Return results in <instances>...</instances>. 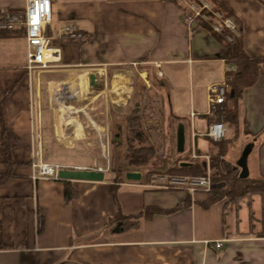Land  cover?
<instances>
[{
  "label": "crops",
  "instance_id": "1",
  "mask_svg": "<svg viewBox=\"0 0 264 264\" xmlns=\"http://www.w3.org/2000/svg\"><path fill=\"white\" fill-rule=\"evenodd\" d=\"M220 1L238 18L249 57L264 58V0ZM26 3L0 0V11L21 12ZM53 9L58 27L51 24L48 35L61 51L59 72L71 71L63 81L55 82V94L67 97L68 87L75 99L86 95L88 80L83 82L85 89H80L77 76L71 81L73 73L92 74L126 65L131 69L116 70L113 76L112 89L117 90L129 80L131 83L135 72L148 78V69L157 70V79L168 91V104L173 106L174 96L181 104L176 112L171 108L180 119L176 133L181 125L185 132L188 124L189 146L209 151L212 139L204 134L212 123L207 87L211 83L226 87V72L233 66L226 59V44L212 30L197 20L187 22L184 3L53 0ZM69 21L80 25L81 38L58 37ZM0 31H13L0 36V174L12 173L0 178V264H23V259L27 264L31 256L33 264H264V194H248L230 203L223 199L205 207L201 203L207 198L204 193L151 188L142 179L126 178L128 172H124L125 180L106 179L108 170L100 181L34 179V145L42 141L43 153H49L42 101L37 99L40 87L26 67L25 27ZM186 87L191 94L187 116L182 112ZM78 92L80 96L74 94ZM200 96L205 99V109ZM65 97L59 99L63 105ZM66 108L71 113L74 110L70 105ZM239 115L237 136L226 122L223 140L232 141L229 136L233 133L237 148L242 147L234 162L251 177L264 178V63L258 81L244 89ZM3 125L12 143L11 166L3 147ZM193 132L199 134L197 138L192 137ZM185 142L186 132V148ZM117 186L123 189L118 192ZM68 187L77 193L70 200L65 195ZM152 207L173 211L145 216L131 229H124L121 222L110 225L120 212L130 215Z\"/></svg>",
  "mask_w": 264,
  "mask_h": 264
},
{
  "label": "rangeland",
  "instance_id": "2",
  "mask_svg": "<svg viewBox=\"0 0 264 264\" xmlns=\"http://www.w3.org/2000/svg\"><path fill=\"white\" fill-rule=\"evenodd\" d=\"M52 26L56 29L58 27L54 20ZM55 35H57V31ZM56 39L57 37H55V40ZM159 66L160 65L157 67ZM61 68L62 67L59 63H56L55 65H52V68H49L48 71L33 72L34 81H36L35 85H39L40 87L39 97L37 99L40 98L42 101V118L46 124V143H48L49 153H47V155L44 153L43 157L47 162H60L61 164H68V166L85 163L90 165L101 164L106 167L109 172L105 173V178L111 179L112 176L115 180L120 178L125 180L124 172H128V170L137 171L141 174L146 170L145 166L136 167L129 163L131 155L130 146H150L154 148L156 154L154 155L155 158L153 159V162H156L157 164H167L165 162H171L177 159L184 160L185 158H188V156L192 158V153L195 152L198 156V158L195 159H201L207 163V173L209 174L210 172L213 173L214 169L216 170L219 167H223L228 160L233 165L236 164L234 161H236L242 147L239 146V148H237V145L234 142L236 137L233 136V133H230L229 136L232 138V141L227 144V154L222 157L219 155V145L214 142H209V151L204 153L198 151V147L194 144L190 145V147L189 126L186 124V148L183 153L178 151L176 128L180 119L172 112V110L176 112L178 106L181 104L179 103V100L175 99L174 95H172L174 96V107L172 106V103L168 104V91L162 88L163 85L159 82V79H157L160 78V72H157V70L146 69L148 78H143L140 76L139 72H135L132 82L130 83L129 80V84L126 87L117 90L112 89L113 76L116 70L129 68L126 65L112 67L105 71H93L92 74L95 75L96 86L91 85V74L79 72V76L82 75V79L88 80L87 90L85 91L86 95L84 96L82 94L80 100L75 99L69 95V88L67 87V89H65L66 91H64L68 96H60L61 98H66L64 100L66 106L70 105L74 109L71 113L69 112L70 108L67 109L65 105L61 104V100L57 98V95L54 92L55 82L63 81L67 75H71V71L59 72ZM139 70L144 69L139 68ZM82 79L79 80V86L80 89H85ZM144 84L146 85V91L140 93L139 89H141ZM59 88L61 90L62 87L59 86ZM119 88L121 87L119 86ZM184 94L185 97L182 98V100H184L182 104L185 105V109H183L182 112L187 116L189 115L191 105V94L187 87L185 88ZM199 100L205 109V99L200 96ZM147 105L150 107L149 109L147 108ZM221 108L222 107L219 106L216 110L214 109L212 115L216 116ZM68 114L76 117L77 121L66 120ZM130 115H138L141 117L142 131L146 135V140L138 141L132 139L133 134L128 127L129 121L127 120ZM215 121L216 120L212 122ZM217 121L224 122L223 116H221V120ZM119 126H122V128L119 129ZM229 128L235 133L234 128ZM80 132H83L82 135H80ZM118 132L121 135L120 139L115 137V134ZM70 133L76 134L73 136L69 135ZM197 134L198 133L193 132L192 137L197 138ZM53 144L56 146L55 148H53ZM119 171L123 173L120 178L118 177ZM163 175L186 176L175 173L168 174L157 172L151 176L150 180H143L142 183H145L151 188H158V185L163 183L160 181L159 177ZM117 189L118 192H120L123 188L117 186ZM170 189L177 188L172 187ZM180 190L186 189L180 188ZM211 191L207 192L201 190L195 194L204 193L208 198ZM225 199L228 201L227 198Z\"/></svg>",
  "mask_w": 264,
  "mask_h": 264
},
{
  "label": "trees",
  "instance_id": "3",
  "mask_svg": "<svg viewBox=\"0 0 264 264\" xmlns=\"http://www.w3.org/2000/svg\"><path fill=\"white\" fill-rule=\"evenodd\" d=\"M212 2L213 8L222 13L225 17H231L238 23V33L235 34L231 32L227 27L223 26L222 32H216L212 30V20L205 22L202 19H198L197 21L207 30H212L216 37L226 44L227 48V58L229 64L233 66V68L229 69L227 73V82H226V93L224 103L221 105V109L216 116L208 115L209 121L212 122L214 120H221V116H223L224 122H228L229 126L235 129V132H239L238 130V121H239V105L240 99L244 92V89L247 87L253 86L258 79L259 75L264 63V58L262 57H249L245 49V43L243 41L242 29L240 28V23L238 18L233 15L232 11H230L225 4L220 0H209ZM13 31L3 32L0 31V36H7L12 34ZM50 33V27L47 31ZM230 34L232 36L231 40L226 38V35ZM146 91V85L144 84L139 92L142 93ZM138 92V93H139ZM147 108L150 107L147 105ZM207 116V115H204ZM207 116V117H208ZM138 115L129 116L127 119L129 121L128 127L133 134L134 140L144 141L146 140V135L142 131V120ZM2 132V140L3 147L6 154V160L9 162L11 166L14 162L12 155L10 154V148L12 146L10 136L8 133L7 126L3 125ZM122 126H119L121 129ZM117 139H120V133L115 134ZM132 140V141H134ZM211 143H215L220 147V156H224L227 154L228 145L231 140H220V141H212ZM131 155L129 163L136 167L145 166L146 170L142 174V181L150 180L151 176L156 174L157 172L163 173H175L180 175H200L207 173V165L204 164V161L201 159L195 158H185L184 160L177 159L171 162H165L167 164H157L153 162L155 158V150L150 146H141V147H132ZM122 172H118V177L122 176ZM212 177V191L208 198L202 200L201 203L205 207H210L215 204L217 201L223 200L225 198L228 199L227 203L230 202H238L244 196L248 194H264V178L258 176L257 178L251 177L250 175H244L241 171L240 166L236 164H232L229 160L225 162L223 167H219L216 170L214 169L213 173H211ZM12 176V173L9 171L7 173L0 174L1 179H6ZM64 180V179H63ZM65 195L67 199H72L73 196L77 195V193L70 187L66 188ZM226 203V204H227ZM173 210H163L160 207H152L144 210L142 212L136 214L126 215L120 212L115 219L110 220V225H114L116 223L122 224L124 229H131L132 227H138L142 219L145 216H149L151 214H156L159 212L170 213ZM24 256V255H23ZM27 260V259H25ZM26 263V262H25ZM34 257L31 256V261L27 264H33ZM24 264V259H23Z\"/></svg>",
  "mask_w": 264,
  "mask_h": 264
},
{
  "label": "built area",
  "instance_id": "4",
  "mask_svg": "<svg viewBox=\"0 0 264 264\" xmlns=\"http://www.w3.org/2000/svg\"><path fill=\"white\" fill-rule=\"evenodd\" d=\"M185 4L188 13L185 15L189 24H192L198 19L205 22L211 21L212 30L221 33L223 26L227 27L231 32L238 33V24L231 17H225L218 10L213 8L212 2L209 0H179ZM53 0H27L24 11L13 12L8 9L0 11V29L1 30H15L24 26L26 29L25 39H27V64L26 67L30 72L48 71L52 65L61 61V51L59 48L53 46V37L48 35L47 31L53 20ZM60 38H76L82 37V30L80 25L75 21H69L62 26L58 32ZM228 40L232 39L230 34L226 35ZM207 102L208 115H212L213 110L224 103L226 87L225 84L211 83L207 87ZM195 113H192L194 115ZM226 125L222 121L212 122L208 126L205 133L210 139L215 141L223 140L226 137ZM194 146V145H193ZM195 147V146H194ZM32 167H34V179L48 178L51 180H60L59 171L61 169L75 168L82 170L85 168H92L96 170L106 171L105 167L98 168L88 166H68L60 162L49 163L44 160L43 143L39 146L34 145L32 151ZM108 158V157H107ZM192 158H198L195 152L192 153ZM167 177V178H166ZM160 181L163 183L158 185L160 188H185L191 194L198 191L205 190L210 192L212 190L211 174L206 173L200 176H160ZM152 186V185H150ZM217 247L221 246V242L217 241Z\"/></svg>",
  "mask_w": 264,
  "mask_h": 264
},
{
  "label": "water",
  "instance_id": "5",
  "mask_svg": "<svg viewBox=\"0 0 264 264\" xmlns=\"http://www.w3.org/2000/svg\"><path fill=\"white\" fill-rule=\"evenodd\" d=\"M90 79H91V85L92 86H96V79H95V75L91 74L90 75ZM177 147H178V151L179 152H183L185 147H184V141H185V132H184V128L181 125L177 131ZM204 164L206 165V163L204 162ZM242 173L244 175H248V173H246V171L243 168ZM59 175L61 179H68L71 180L73 179H79V180H93V181H100L103 180L104 178V171L102 170H96V169H92V168H85L82 170H77L75 168H71V169H61L59 171ZM142 174L140 172L137 171H128V173L126 174V178L129 179H133V180H141L142 179Z\"/></svg>",
  "mask_w": 264,
  "mask_h": 264
},
{
  "label": "bare ground",
  "instance_id": "6",
  "mask_svg": "<svg viewBox=\"0 0 264 264\" xmlns=\"http://www.w3.org/2000/svg\"><path fill=\"white\" fill-rule=\"evenodd\" d=\"M74 75H72L73 76V78L71 79V81L72 80H74V82H75V78H76V76L78 77V80H76L77 82H78V85H79V80H81L82 79V75H80L79 76V74H75V73H73ZM142 76L143 77H146V76H144V73H142ZM81 77V78H80ZM83 80V82L85 81V79H82ZM66 81V80H65ZM87 82V81H86ZM68 86V85H67ZM74 94H77V96H80L81 94L78 92V93H74ZM57 95V94H56ZM57 98L58 99H60V95H57ZM65 105V104H64ZM66 120H69V121H72V120H75V121H77V119H76V117H73V116H71L70 114H68V116H66ZM39 146V145H38Z\"/></svg>",
  "mask_w": 264,
  "mask_h": 264
}]
</instances>
